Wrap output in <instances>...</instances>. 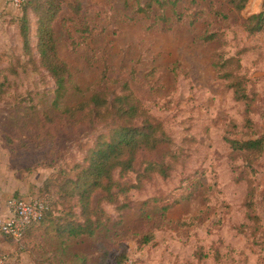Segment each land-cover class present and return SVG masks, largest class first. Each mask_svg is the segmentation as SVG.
Returning a JSON list of instances; mask_svg holds the SVG:
<instances>
[{
	"label": "rangeland",
	"instance_id": "obj_1",
	"mask_svg": "<svg viewBox=\"0 0 264 264\" xmlns=\"http://www.w3.org/2000/svg\"><path fill=\"white\" fill-rule=\"evenodd\" d=\"M146 1L79 0L85 23L93 28L86 39L73 24L60 21L62 16L55 20L58 51L71 76L65 102L76 103L106 86V64L108 88L128 81L163 120L169 139L160 145L158 157L180 153L176 170L132 190L131 207L124 213L104 203L112 220L96 236L64 239L38 230L29 232L23 244L14 241L18 252H30L35 264H79L83 257L87 264H116L115 257L124 251L123 264H264V204L258 196L254 210L261 224L254 230L245 216L248 184L235 181L240 170L248 171L258 195L264 189V154L251 166L239 157L231 161L226 140L264 135V30L250 35L244 29L243 20L253 10L249 2L236 11L231 0H162L151 16H144L137 9ZM1 4L0 178L7 187L23 177L31 185L30 191L11 190L10 196L48 195L54 202L52 181L73 176V166L84 162L96 136L110 125L90 117L73 123L53 106L56 84L40 64L38 17L28 11V53L21 4ZM199 10L205 16L195 19ZM180 12L186 14L178 20ZM163 14L170 16L168 26ZM212 31L216 38L204 40ZM219 50L225 58L238 55L242 61L240 73L255 94L247 114L245 102L234 98L214 67ZM46 115L49 140L42 145ZM163 205L172 206L164 210ZM245 223L251 225L247 231Z\"/></svg>",
	"mask_w": 264,
	"mask_h": 264
},
{
	"label": "trees",
	"instance_id": "obj_2",
	"mask_svg": "<svg viewBox=\"0 0 264 264\" xmlns=\"http://www.w3.org/2000/svg\"><path fill=\"white\" fill-rule=\"evenodd\" d=\"M249 1L231 0L230 5L233 10L241 11ZM163 4L162 0H147L137 12L151 16L150 12ZM21 6L24 12L21 34L28 53L32 50L28 11H33L38 17L37 50L40 64L52 75L56 84L53 106L73 123L90 117L99 123L110 125L108 130L96 136L95 142L87 150L84 162H78L73 166L75 172L73 176L66 174L61 179L52 181L51 186L55 187L56 199L52 202L48 195H44L49 203V209L42 219L29 225L21 244L25 243L29 232L33 234L38 230H44L64 239L94 237L112 220L111 215L104 208V203L114 204L124 213L131 207V191L143 189L146 181L153 180L157 175L168 178L172 171L176 170L180 153L166 151L161 158L158 157L160 145L169 139L163 120L150 110L144 100L133 91L128 81L120 82L118 89L108 88L107 84L111 79L106 64L102 73L106 86L93 90L88 97L76 103L65 102L71 76L68 63L61 58L58 51L54 22L62 16L60 21L73 24L80 38L92 37L93 28L85 23L86 18L83 16V7L79 0H23ZM63 11H66L65 15H62ZM184 14L186 13H177L178 20ZM194 16L195 19H200L205 13L199 10L194 12ZM163 19L168 26L170 16L163 14ZM153 20L156 23L157 19ZM242 24L250 35L264 30V10L250 14L244 18ZM215 38L216 32L213 31L204 35V40L207 41ZM221 51H217L215 55L214 67L219 77L226 80L228 86L233 89L234 98L245 102L247 114L252 111L255 94H251L247 89L248 77L240 73L243 70L242 61L238 55L225 58ZM46 120L48 125H45L43 130L45 135L43 134L41 138L42 145H46L49 140L46 135L50 132L48 115ZM226 140L231 147L228 155L231 161L239 157L245 160L247 166H251L250 161L258 160L264 154V135L258 137L250 135L243 139L227 137ZM250 170L252 171L253 168L251 167ZM241 180H245L248 184L245 216L252 222L255 230L261 224V217L254 210V203L259 196L260 202L264 204V189L257 195L255 180L248 171L244 175V171L240 170L235 181ZM155 199H148L145 202ZM169 206L172 205H163L162 208L166 210ZM245 224L247 231L251 225ZM241 227L243 231V226ZM125 256L126 251L121 256L117 255L114 259L115 263L123 264ZM106 260L107 256L103 261ZM80 261L79 264H87L86 257ZM46 263L53 264L49 261L44 262Z\"/></svg>",
	"mask_w": 264,
	"mask_h": 264
},
{
	"label": "built area",
	"instance_id": "obj_3",
	"mask_svg": "<svg viewBox=\"0 0 264 264\" xmlns=\"http://www.w3.org/2000/svg\"><path fill=\"white\" fill-rule=\"evenodd\" d=\"M23 0H13L20 5ZM7 210L0 213V233L21 243L30 224L42 219L49 209L44 197L31 195L28 197H10L6 201ZM0 264H20L18 254L0 253ZM49 264V263H46Z\"/></svg>",
	"mask_w": 264,
	"mask_h": 264
},
{
	"label": "crops",
	"instance_id": "obj_4",
	"mask_svg": "<svg viewBox=\"0 0 264 264\" xmlns=\"http://www.w3.org/2000/svg\"><path fill=\"white\" fill-rule=\"evenodd\" d=\"M263 1L264 0H250L249 1V8L253 9L251 10L250 14L253 13H257L262 9L263 6ZM2 3V0H0V5ZM10 5V3H9ZM248 8V7H247ZM26 179V178H25ZM24 177L22 179H16L14 182V185L11 186H6V184L4 183L5 180H2L0 178V213H5L6 212V201L8 198H10L11 196L9 195L11 190L12 191H20L21 194L24 193V189L26 188L27 191L31 190V185L28 182H25ZM20 184V188H18L19 184ZM11 188V189H10ZM6 252L8 254L14 255V254H18L19 255V263L20 264H35L33 261V257H31L30 252H27L25 250L18 252V246L14 243V240L11 239L10 237L3 235L2 233H0V253Z\"/></svg>",
	"mask_w": 264,
	"mask_h": 264
}]
</instances>
